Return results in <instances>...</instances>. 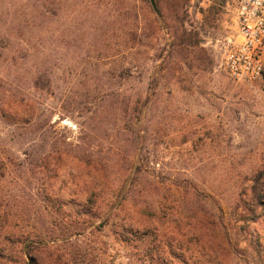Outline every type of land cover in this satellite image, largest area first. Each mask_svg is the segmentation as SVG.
<instances>
[{"label":"rangeland","instance_id":"374dc122","mask_svg":"<svg viewBox=\"0 0 264 264\" xmlns=\"http://www.w3.org/2000/svg\"><path fill=\"white\" fill-rule=\"evenodd\" d=\"M0 3L53 80L33 133L0 123V264H264V74L223 70L234 0Z\"/></svg>","mask_w":264,"mask_h":264},{"label":"trees","instance_id":"16d2710c","mask_svg":"<svg viewBox=\"0 0 264 264\" xmlns=\"http://www.w3.org/2000/svg\"><path fill=\"white\" fill-rule=\"evenodd\" d=\"M154 2L153 10L160 15V0ZM2 7L0 3V123L5 130L6 141L13 142L21 136L22 130L33 133L30 129L34 127L35 120L28 117L32 96L52 95L53 80L48 61L35 59L31 39L21 35L15 16L3 18ZM136 136H140L138 132ZM5 139L0 136L1 142ZM5 152L6 147L0 143L1 177L12 164L3 156Z\"/></svg>","mask_w":264,"mask_h":264},{"label":"built area","instance_id":"2783aa9c","mask_svg":"<svg viewBox=\"0 0 264 264\" xmlns=\"http://www.w3.org/2000/svg\"><path fill=\"white\" fill-rule=\"evenodd\" d=\"M238 39L227 49L223 70L233 81L255 82L264 74V0H234Z\"/></svg>","mask_w":264,"mask_h":264},{"label":"water","instance_id":"95a60500","mask_svg":"<svg viewBox=\"0 0 264 264\" xmlns=\"http://www.w3.org/2000/svg\"><path fill=\"white\" fill-rule=\"evenodd\" d=\"M149 1L151 3L152 7L155 9V2H154V0H149Z\"/></svg>","mask_w":264,"mask_h":264}]
</instances>
